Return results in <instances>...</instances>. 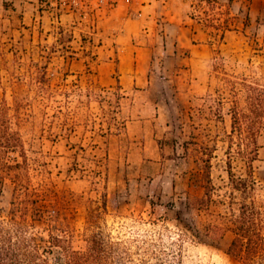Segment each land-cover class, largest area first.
I'll use <instances>...</instances> for the list:
<instances>
[{
  "label": "rangeland",
  "instance_id": "1",
  "mask_svg": "<svg viewBox=\"0 0 264 264\" xmlns=\"http://www.w3.org/2000/svg\"><path fill=\"white\" fill-rule=\"evenodd\" d=\"M134 46L135 88L119 84ZM224 72L264 81V0H0V107L45 192L41 207L76 249L85 245L80 199L105 197L114 238L160 232L171 250L181 243L182 264H235ZM257 142L253 177L264 198V126ZM202 153H211L214 189L196 209ZM231 166L245 175L239 157ZM12 198L0 169L1 216ZM208 223L223 227L216 239L203 234ZM48 229L34 224L43 246ZM182 231L192 240L177 241Z\"/></svg>",
  "mask_w": 264,
  "mask_h": 264
},
{
  "label": "trees",
  "instance_id": "2",
  "mask_svg": "<svg viewBox=\"0 0 264 264\" xmlns=\"http://www.w3.org/2000/svg\"><path fill=\"white\" fill-rule=\"evenodd\" d=\"M42 74L44 85L46 80L44 72ZM221 81L231 96L226 172L231 188L229 222L233 237L227 253L234 258L235 264H264V198L259 195L253 177V162L258 159L257 138L264 126V81L255 75L238 76L225 72ZM13 105L17 110L23 103L15 98ZM8 111L6 104L0 107V169L13 184V198L6 214L0 215V264H182V259H178L181 243L176 251L171 250L172 241L165 243L160 232L156 238L149 239L135 235L114 238L105 221V197L102 201L80 199L84 204L81 236L85 245L73 248L71 233L56 227L53 215L46 214L40 205L45 200V192L33 179V168L28 163L18 132L12 127V115ZM9 153H16L20 160L15 156L9 161ZM202 154L204 196L196 199V209L210 201L214 189L209 173L211 153ZM233 156L244 162L245 175L233 173ZM186 208H192L190 202L186 203ZM36 221L46 222L49 228L45 246L34 232ZM222 228L208 223L203 234L216 239ZM185 238L192 240L182 231L177 241Z\"/></svg>",
  "mask_w": 264,
  "mask_h": 264
},
{
  "label": "crops",
  "instance_id": "3",
  "mask_svg": "<svg viewBox=\"0 0 264 264\" xmlns=\"http://www.w3.org/2000/svg\"><path fill=\"white\" fill-rule=\"evenodd\" d=\"M146 39H150L149 34H147ZM147 49H151L149 46H146ZM142 49V51L144 50V48H138V51H140ZM131 57H133V63L131 64V67L126 71L125 74L130 73L129 75H122L120 76V81L119 84H121L122 86H126V84H128L129 82H131V87L135 88V82H137L138 80L136 79L135 81V72L138 71V69L135 70V58L137 59V55L135 57V46H134V53L131 52ZM123 77L125 78V80L123 79Z\"/></svg>",
  "mask_w": 264,
  "mask_h": 264
},
{
  "label": "built area",
  "instance_id": "4",
  "mask_svg": "<svg viewBox=\"0 0 264 264\" xmlns=\"http://www.w3.org/2000/svg\"><path fill=\"white\" fill-rule=\"evenodd\" d=\"M132 0H124L125 3H130Z\"/></svg>",
  "mask_w": 264,
  "mask_h": 264
}]
</instances>
